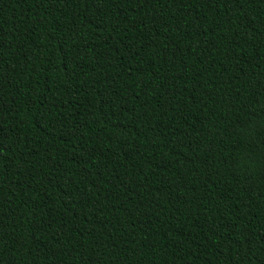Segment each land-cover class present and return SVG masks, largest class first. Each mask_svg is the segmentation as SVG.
<instances>
[{
	"label": "trees",
	"instance_id": "trees-1",
	"mask_svg": "<svg viewBox=\"0 0 264 264\" xmlns=\"http://www.w3.org/2000/svg\"><path fill=\"white\" fill-rule=\"evenodd\" d=\"M0 264H264V0H0Z\"/></svg>",
	"mask_w": 264,
	"mask_h": 264
}]
</instances>
